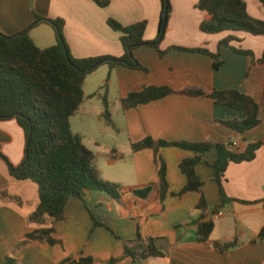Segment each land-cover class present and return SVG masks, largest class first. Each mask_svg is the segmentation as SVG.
Returning <instances> with one entry per match:
<instances>
[{
	"label": "crops",
	"instance_id": "0c3cea01",
	"mask_svg": "<svg viewBox=\"0 0 264 264\" xmlns=\"http://www.w3.org/2000/svg\"><path fill=\"white\" fill-rule=\"evenodd\" d=\"M243 1L248 14L264 22L260 1ZM170 3L159 49L146 45L133 51L148 72L101 66L87 76L83 105L71 121L72 131L94 153V164L103 180L121 188L119 200L104 192H90L86 203L79 198L69 200L63 222L45 226L30 223L29 216L40 205L38 187L31 181H18L4 160L15 169L22 166L26 133L15 119L0 121V153L4 158L0 157V263L11 257L19 264H80L88 259H92L91 264H264V238H260L264 231V64L258 63L264 56V37L230 31L207 35L202 23L211 17L196 8L199 0ZM162 6L161 0H110L106 8L93 0H0V32L5 36L28 32L38 48L48 49L57 46L59 38L45 19L62 20L63 36L73 58L120 59L124 55L121 34L112 30L108 21L113 19L123 27L146 22L144 39L153 43ZM38 17L42 20L34 26ZM228 37L235 39L230 48L219 49L220 42ZM177 48L220 53L221 68L216 69L214 59L206 54ZM233 49L252 52L253 56ZM105 86L113 125L104 118L102 100L91 98ZM151 86L167 87L175 93L123 111L122 101L127 95ZM187 90H200L206 95L222 91L250 95L259 105L261 124L237 133L222 121L243 120V115L207 97L180 94ZM148 138L156 143L232 144L235 153H243L250 144L263 146L254 161L231 164L227 169L224 193L237 201L221 210L214 170L216 147L207 151L196 167L203 184L201 192L176 197L187 185L179 166L194 155L170 146L133 151L132 145ZM161 165L166 168L167 183L163 201ZM146 188H150L146 198L130 193ZM201 198L206 211L198 208ZM209 221L215 223V230L207 241H199L197 223ZM180 225L187 228L175 230ZM49 228L54 229L55 245L37 241L23 244L27 235ZM138 237L144 248L133 259L125 255V245ZM148 239L163 257L147 255Z\"/></svg>",
	"mask_w": 264,
	"mask_h": 264
},
{
	"label": "trees",
	"instance_id": "16d2710c",
	"mask_svg": "<svg viewBox=\"0 0 264 264\" xmlns=\"http://www.w3.org/2000/svg\"><path fill=\"white\" fill-rule=\"evenodd\" d=\"M101 8L108 7L110 0H93ZM162 1L161 24L157 39L147 43L144 39L147 23H137L130 27H123L117 21H108L109 27L121 34L124 55L120 59L104 56L98 58L75 59L70 54L68 44L63 36V21L45 19L59 38L57 46L40 49L30 38L28 32L15 36H5L0 32V121L15 119L26 133L27 149L24 162L17 171L0 153L11 170L12 176L18 181H31L38 187L39 201L35 212L29 216L30 223L40 226L55 225L65 220V207L71 198L85 201L90 192L107 193L113 200L122 196L119 185L103 180L100 171L95 166V155L87 149L82 137L72 131L71 119L79 112L84 102V84L89 74L97 71L101 66L108 65L111 69L124 66L129 69L148 72L141 66L133 55V51L146 45L159 49L164 38L165 29L171 12L170 0ZM264 6V0H259ZM207 12L211 19L202 23V31L207 35L223 32H246L253 37H264V22L255 20L247 10L243 0H199L196 7ZM167 16V20L165 19ZM42 19L37 18L38 24ZM234 38L228 37L219 44V49L229 47ZM191 53H202L214 59L216 69L221 68L220 53L211 54L206 49L187 50ZM236 53L252 55V52L233 49ZM162 53L159 51V55ZM253 56V55H252ZM264 64V56L258 61ZM175 92L167 87H146L142 92H132L122 101L123 111L148 105L156 100H162ZM106 86L91 98H99L104 106V118L113 125L109 103L106 96ZM187 97H207L215 104L231 108L241 115L243 120L230 122L222 121L226 127L237 133L249 132L261 124L260 108L257 101L250 95L238 91L214 92L206 95L200 90L180 92ZM30 139V143L28 141ZM177 147L188 151L194 158L187 159L179 166L180 171L187 179V185L176 197L190 192H201L203 184L197 174L196 167L207 151L216 147L218 152L214 164L216 181L220 186L221 204L219 209L237 200L228 198L224 193V178L231 164L250 163L255 160L262 143L250 144L243 153L232 151V144L215 145L213 143H164L148 138L132 145L134 152L160 147ZM17 169V168H16ZM161 179V201L166 196V168L161 165L159 170ZM6 198V194L2 193ZM86 203V201H85ZM199 210L206 211L207 205L201 198ZM95 225H99L95 222ZM186 225L176 226L175 230L186 229ZM215 230L213 221L197 223L199 241H207ZM54 229H41L26 236L23 244L31 241L55 245ZM260 238H264L262 231ZM147 255L154 258L163 257L153 243L148 239ZM229 248L232 245L227 246ZM126 256L133 259L144 248L138 237L134 243L125 245ZM92 259L80 261V264H91ZM0 264H19L11 257H7Z\"/></svg>",
	"mask_w": 264,
	"mask_h": 264
},
{
	"label": "water",
	"instance_id": "95a60500",
	"mask_svg": "<svg viewBox=\"0 0 264 264\" xmlns=\"http://www.w3.org/2000/svg\"><path fill=\"white\" fill-rule=\"evenodd\" d=\"M33 2V0H31V3ZM165 19L167 20V16H165ZM30 143V139H29V141H28V144ZM18 170V168L17 169H13V171H17ZM149 192H150V188H146V189H144V190H140V191H134V192H131L130 191V193L131 194H133V195H135V196H137V197H139V198H146L147 197V195L149 194Z\"/></svg>",
	"mask_w": 264,
	"mask_h": 264
},
{
	"label": "rangeland",
	"instance_id": "374dc122",
	"mask_svg": "<svg viewBox=\"0 0 264 264\" xmlns=\"http://www.w3.org/2000/svg\"><path fill=\"white\" fill-rule=\"evenodd\" d=\"M104 70H105V69H104ZM91 80H92V78H91ZM94 80H95V79H94ZM94 102H97V101H94ZM77 115H79V114H76V116H74V118H77V117H78ZM71 121H73V119H71ZM78 122H79V120L73 122L74 130L77 129L76 123H78Z\"/></svg>",
	"mask_w": 264,
	"mask_h": 264
},
{
	"label": "built area",
	"instance_id": "2783aa9c",
	"mask_svg": "<svg viewBox=\"0 0 264 264\" xmlns=\"http://www.w3.org/2000/svg\"><path fill=\"white\" fill-rule=\"evenodd\" d=\"M219 215H221L222 216V214L220 213Z\"/></svg>",
	"mask_w": 264,
	"mask_h": 264
}]
</instances>
